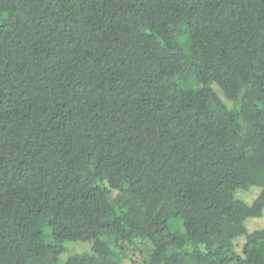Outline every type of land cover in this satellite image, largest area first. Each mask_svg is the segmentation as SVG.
<instances>
[{
	"label": "trees",
	"instance_id": "trees-1",
	"mask_svg": "<svg viewBox=\"0 0 264 264\" xmlns=\"http://www.w3.org/2000/svg\"><path fill=\"white\" fill-rule=\"evenodd\" d=\"M0 264H264V0H0Z\"/></svg>",
	"mask_w": 264,
	"mask_h": 264
},
{
	"label": "rangeland",
	"instance_id": "rangeland-1",
	"mask_svg": "<svg viewBox=\"0 0 264 264\" xmlns=\"http://www.w3.org/2000/svg\"><path fill=\"white\" fill-rule=\"evenodd\" d=\"M214 87L217 88L215 85H214ZM261 224H262L261 219L260 220L254 219L253 221L249 222V228L251 230H253V229L261 226ZM67 248H68V251L63 255V257H62L63 259H66L67 257H69L73 253L83 252L86 249V245L83 243L71 242V243L67 244Z\"/></svg>",
	"mask_w": 264,
	"mask_h": 264
}]
</instances>
